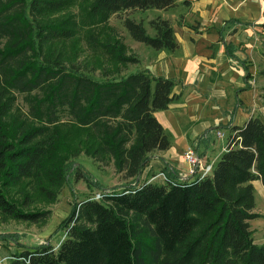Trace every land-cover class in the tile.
I'll list each match as a JSON object with an SVG mask.
<instances>
[{
  "label": "trees",
  "instance_id": "16d2710c",
  "mask_svg": "<svg viewBox=\"0 0 264 264\" xmlns=\"http://www.w3.org/2000/svg\"><path fill=\"white\" fill-rule=\"evenodd\" d=\"M68 1L0 0V214L32 222L45 217L44 211L20 207L6 188L51 157L61 143V115L81 129L79 144L86 155L110 158L128 181L98 198L74 202L57 227L64 228L65 237L56 248L48 242L22 245L8 264H264V243L252 241L248 224L259 216L252 212L250 181L264 186V116L251 115L228 127L225 149L209 174L179 181L170 170L161 183L139 182L150 153L169 146L153 112L174 98L173 81L147 69L95 78L62 63L52 46L70 37L74 24L69 17L53 19V13ZM86 1L87 15L99 23L115 12L167 9L175 3ZM148 25L152 35L140 21L122 19L134 41L154 50L176 48L167 19L157 16ZM123 50L116 40L108 53L117 63L137 62ZM15 94H23L26 117L8 120ZM63 166L56 165L54 174L65 181ZM72 174L88 187L103 188L82 170Z\"/></svg>",
  "mask_w": 264,
  "mask_h": 264
},
{
  "label": "crops",
  "instance_id": "0c3cea01",
  "mask_svg": "<svg viewBox=\"0 0 264 264\" xmlns=\"http://www.w3.org/2000/svg\"><path fill=\"white\" fill-rule=\"evenodd\" d=\"M161 11V18L171 25L176 48L167 52L149 47L145 54H139L132 46L137 62L130 65L134 70L147 69L154 76L173 81L174 98L167 108L153 112L169 136V146L150 153L139 182L161 183L159 173L166 180L165 173L170 170L175 180L199 177L198 167L188 174L182 155L187 148L194 151L201 166L213 164L225 149L221 143L215 152L212 136L216 131L229 134L228 127L242 125L258 110L259 117L264 116V100L259 95L248 55L258 33L256 27L264 32V0H192L187 4L175 0L172 7ZM240 45L248 48L241 52ZM250 184L252 212L259 216L248 220L249 229L252 241L263 244L264 186L258 179Z\"/></svg>",
  "mask_w": 264,
  "mask_h": 264
},
{
  "label": "rangeland",
  "instance_id": "374dc122",
  "mask_svg": "<svg viewBox=\"0 0 264 264\" xmlns=\"http://www.w3.org/2000/svg\"><path fill=\"white\" fill-rule=\"evenodd\" d=\"M87 9L86 0H69L53 13V19L69 17L74 24V31L70 37L55 41L52 48L53 55H58L62 63L77 67L95 78L122 75L127 70H134L130 63H117L108 53L109 45L116 40L124 46L123 53L126 55L134 56L132 46L139 54H145L149 49L147 45L134 41L129 36L122 26L124 17L140 21L148 35L153 34L148 21L157 16L164 17L161 9H133L112 13L106 23H99L87 15ZM172 11L176 14L175 10ZM176 17L179 19L178 15ZM256 28L258 33L251 47L240 45L239 50L242 52L248 48L250 65H253L251 70L257 80L259 95L264 100V32ZM14 96L13 105L8 111V120L26 117L27 103L23 94ZM255 115L260 116V111ZM57 124L62 138L51 157L44 160L30 176L21 178L6 188V195L18 202L20 207L23 206L25 210L44 211L45 217L32 222L0 214V235H7L0 238V264H8L12 255L8 252L18 250L22 245L33 246L48 242L56 248L65 237L64 228L57 227L68 215L74 202L89 196L96 197L103 191L118 190L128 181L123 178L122 172L114 170L110 158L93 160L83 152V146L79 144L82 131L73 126L66 115H61ZM221 132V139L212 136L215 152L220 149L221 143L226 145L227 142L228 133L224 130ZM58 164H64L63 168L68 169L67 173L61 170L66 176L65 181L61 180V175L54 174ZM75 169L82 170L90 180H96L104 189L88 187L81 178L75 180L72 174Z\"/></svg>",
  "mask_w": 264,
  "mask_h": 264
},
{
  "label": "built area",
  "instance_id": "2783aa9c",
  "mask_svg": "<svg viewBox=\"0 0 264 264\" xmlns=\"http://www.w3.org/2000/svg\"><path fill=\"white\" fill-rule=\"evenodd\" d=\"M186 1H192V0H186ZM215 136L216 137H222L223 133L220 132V131H216L215 132ZM182 155H183V159L185 160L186 164L188 165V170H187L188 174H192L193 171H194V168H197V167L201 170V173H200L199 177H202V176L207 175V174L210 173L212 164L201 166L199 164L198 157L196 156V154L194 153V151L191 148H187L183 152ZM159 175H160L161 179L164 181L165 180L164 176H161L162 175L161 173H159ZM177 180L182 181V178H178ZM99 196L100 195L97 194L96 197L95 196H93V197L94 198H98Z\"/></svg>",
  "mask_w": 264,
  "mask_h": 264
}]
</instances>
